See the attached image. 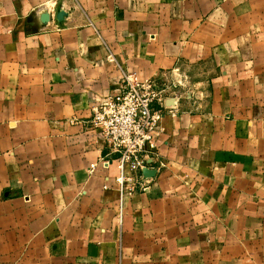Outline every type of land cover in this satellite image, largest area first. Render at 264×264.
<instances>
[{
    "label": "crops",
    "instance_id": "0c3cea01",
    "mask_svg": "<svg viewBox=\"0 0 264 264\" xmlns=\"http://www.w3.org/2000/svg\"><path fill=\"white\" fill-rule=\"evenodd\" d=\"M126 75L167 167L121 220L79 123ZM0 264H264V0H0Z\"/></svg>",
    "mask_w": 264,
    "mask_h": 264
},
{
    "label": "built area",
    "instance_id": "2783aa9c",
    "mask_svg": "<svg viewBox=\"0 0 264 264\" xmlns=\"http://www.w3.org/2000/svg\"><path fill=\"white\" fill-rule=\"evenodd\" d=\"M187 83L178 80L174 90ZM155 81H139L126 75L119 93L107 97L93 108L92 117L80 122L93 131L111 154L117 155L120 218L124 216L125 199L151 190V181L167 167L160 158L155 134L165 116L158 105L163 93ZM76 123V122H75ZM96 165H91L94 172ZM153 172L154 177L144 175Z\"/></svg>",
    "mask_w": 264,
    "mask_h": 264
},
{
    "label": "water",
    "instance_id": "95a60500",
    "mask_svg": "<svg viewBox=\"0 0 264 264\" xmlns=\"http://www.w3.org/2000/svg\"><path fill=\"white\" fill-rule=\"evenodd\" d=\"M45 20H47V17L44 18V21H45ZM144 175L147 176V177H154L153 172H149V171H145V172H144Z\"/></svg>",
    "mask_w": 264,
    "mask_h": 264
}]
</instances>
